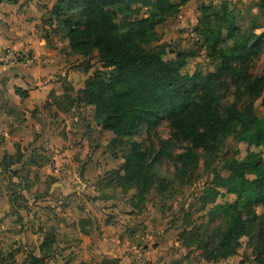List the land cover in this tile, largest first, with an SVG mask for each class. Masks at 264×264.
<instances>
[{
    "label": "rangeland",
    "instance_id": "374dc122",
    "mask_svg": "<svg viewBox=\"0 0 264 264\" xmlns=\"http://www.w3.org/2000/svg\"><path fill=\"white\" fill-rule=\"evenodd\" d=\"M45 1L49 0H40ZM257 3L258 0H191L177 15L157 27L152 45H166L167 58L175 57L177 52H186L189 56L183 73L190 76L198 72L207 74L216 69L221 59H213L201 47L203 40L196 29L202 7L210 4L217 7L230 5L237 15V25L248 34L251 31H264V15ZM45 6L47 12L42 19V30L50 35L51 47L57 45L70 56L67 59L69 68L66 77L59 73L54 75V78L63 81V91L67 89L66 94L57 101L67 106L62 110V119L56 123L59 127L56 128L58 141L62 143L63 153L67 150L74 152L75 165L71 172L80 174L82 180L80 182L74 176H71L72 179L70 176L69 179L48 176L45 171L35 167V164L39 166L45 160L48 163L51 161L49 155H45L47 150L44 153L38 150L34 155L30 146L24 145L22 149L20 144V149L16 148L15 155H11L5 149L0 157V217L4 216L0 219V264H32L34 253H40L42 237L57 232L54 224L62 230L61 222L58 223L61 212L71 220L81 216V220L86 222V218H91L88 206L96 211L90 215L96 219L98 232L107 237L120 236L122 247L127 238L130 245L125 254L131 258L132 264H255L257 236L264 228V201L255 194L217 196L215 180L217 176L229 175L227 163L244 161L252 150L260 152L264 159V151L240 141L237 135H229L222 137L217 150L209 153L187 142H180L165 119L158 120L152 129L142 123L133 137L116 140L112 131L103 129L102 119L95 117L93 106L71 104L69 99L65 100V95L77 98L86 80L97 69L104 68L96 59L67 51V41L61 27H52L47 23L51 16L48 5ZM53 23L58 25L55 19ZM221 46L228 51L227 44L222 43ZM263 73L264 53L249 66L247 77L253 80ZM69 75L71 81L68 80ZM227 84L229 87L223 88V92H228L225 102H236L240 108L252 103L256 116L264 122V89L259 97H255L246 90L238 91L231 78H227ZM5 113V118H8L9 111ZM3 117L0 116V145H8V132H14L10 130L8 122H2ZM37 118L43 123L40 117ZM19 120L23 123L21 116L17 118ZM44 132L45 128L34 136L35 142H40ZM131 142L139 145L147 156L146 171L152 178V186L146 194L142 192L143 184L138 181L133 184L123 181L121 186L117 173H114L126 162L125 158L131 152ZM57 183H65V186L67 183L71 188L66 193L64 186H57ZM74 189L76 192L69 193ZM234 203H238L240 208L250 203L254 208L249 216V233L242 238L237 254L209 261L207 257L212 244V248L218 245L220 233L227 227L221 206ZM14 207V220L21 223L26 219L30 223L31 217L37 224L36 233L38 231L36 241L34 233L25 244H17L15 248L7 239L6 223ZM43 217L44 220L49 219L44 225ZM99 218L107 225L114 226L115 231L113 229L109 235L101 231ZM1 224H5L4 228ZM91 225L94 228L95 223ZM73 235V240L80 246L83 239L76 237L75 233ZM206 243L208 251L203 249ZM98 256L94 252L89 261L81 263L100 264L96 262ZM106 262L109 261L104 259L101 264ZM113 264L119 263L113 261Z\"/></svg>",
    "mask_w": 264,
    "mask_h": 264
},
{
    "label": "trees",
    "instance_id": "16d2710c",
    "mask_svg": "<svg viewBox=\"0 0 264 264\" xmlns=\"http://www.w3.org/2000/svg\"><path fill=\"white\" fill-rule=\"evenodd\" d=\"M190 1L57 0L47 23L61 27L70 53L96 59L104 68L86 80L77 98L65 95V100L93 106L103 129L112 131L118 141L133 137L142 123L152 129L158 120L165 119L180 142L209 153L216 151L220 139L229 135H237L240 141L264 151V122L256 116L253 104L240 108L236 102L227 103L228 92H223L229 87L227 78H231L238 91L261 95L264 73L253 80L247 76L254 59L264 53V31L245 34L228 4L203 6L196 29L203 40L201 47L213 59H221V63L212 72L193 76L183 73L189 56L186 52L167 58L166 45H152L157 27ZM257 7L264 15V0H258ZM222 43L227 44L228 51ZM16 93L28 97L27 90L17 87ZM58 107L64 110L67 106L58 103ZM131 146L119 169L123 174L114 173L121 186L123 181H138L146 194L152 186L146 171L147 156L136 143L131 142ZM227 167L229 175L217 176L215 180V195L255 194L264 201V159L260 152L249 151L244 161L233 160ZM221 207L227 227L220 233L218 245L212 248V244L209 261L237 254L242 238L249 233V216L254 210L250 203L243 208L238 203ZM53 243L46 236L40 255L34 253L32 264H48ZM255 248V264H264V228L259 231ZM203 249L208 251L207 243Z\"/></svg>",
    "mask_w": 264,
    "mask_h": 264
},
{
    "label": "crops",
    "instance_id": "0c3cea01",
    "mask_svg": "<svg viewBox=\"0 0 264 264\" xmlns=\"http://www.w3.org/2000/svg\"><path fill=\"white\" fill-rule=\"evenodd\" d=\"M56 1L4 0L0 4V116L4 115L2 122H8L10 130L14 132L12 134L8 132V145H0V157L6 148L8 153L15 155V150L16 148L20 149V144L22 149H24V145L30 146L34 155L38 150L42 153L47 150L45 155H49L51 161L48 163L45 160L39 163V166L35 164V167L45 171L48 176H63L68 179L69 176L71 179V176H74L81 182L82 176L71 172V168L75 165L74 152L72 150L62 152V143L58 141L57 129L59 127L56 124L63 117V111L58 107L57 101L65 91H63V81L54 78V75L59 73L66 77L69 68L67 59L70 56L62 52L57 45L51 47L50 35L45 34L42 30V19L47 12L45 5L47 4L48 9L51 10ZM67 51L70 52L68 47ZM68 80L71 81L70 75ZM17 87L27 90L28 97H20L16 93ZM74 109L73 107L72 110ZM6 111H9L8 118H5ZM20 116L23 123H20L21 120L17 121ZM37 117H40L43 123L38 121ZM44 128L45 132L40 138V142H35L34 136L36 137V134L41 133ZM56 185L64 186L66 193L71 188V185L67 183L66 186L65 183ZM71 192H76V189L70 190L69 193ZM88 207V215L92 220L86 218V222L81 220L83 219L81 216L71 220L61 212V219L58 220V223L61 222L59 224L62 230H59V226L54 224L57 232L47 235L54 241V251L48 264H80L82 261H89L94 252L99 254L96 262L100 264L104 259L109 261L105 264L110 262L113 264V261L119 264H132L131 258L125 254L130 245L127 238L124 239L125 244L122 247L120 236L107 237L100 231L98 232L96 219L90 215L92 211L94 213L96 211L91 206ZM14 208L11 212L9 211L10 215L6 219L7 233H9L7 239H10L9 243L13 245V248L17 244H25L34 233L35 241L38 236L35 220L32 221L30 217V223L26 219L21 223L17 222L14 220L15 217H12L16 210V207ZM103 210L107 211L104 208ZM2 217L4 216H1L0 219ZM48 221V218L44 220L43 225ZM93 222L95 223L94 228L91 225ZM1 225L4 228L5 224ZM99 227L108 235L113 232V229L115 231L114 226L107 225L106 221L102 222L101 218H99ZM52 228L53 226L50 229ZM73 233L77 235L76 237L83 239L80 246L73 240ZM45 237V235L42 237V242Z\"/></svg>",
    "mask_w": 264,
    "mask_h": 264
}]
</instances>
